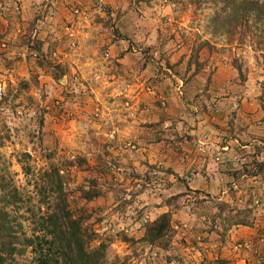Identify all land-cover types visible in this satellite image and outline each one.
Here are the masks:
<instances>
[{"label":"clouds","instance_id":"1","mask_svg":"<svg viewBox=\"0 0 264 264\" xmlns=\"http://www.w3.org/2000/svg\"><path fill=\"white\" fill-rule=\"evenodd\" d=\"M258 7L264 9V0H256ZM19 5V7H18ZM107 5H112L114 9L117 6L113 0H0V23L5 26L11 25V31L4 37V41L0 42V51L5 53V56L0 57V97L8 94V82L13 85V95H15V85L20 77L28 79V68H33L40 74L42 81H48V100L41 101L39 92L33 91L21 96L15 103L20 104L27 100L25 96H33L36 104L41 108L47 107L48 102L57 96L60 91L75 94L77 97L81 93L84 94L86 108L81 111H76L77 104H65L62 107L66 115H62L58 120H53L52 116L45 117V141L43 148L40 145L39 139L32 144L28 143L23 131L24 126H28L30 130H37L34 117L37 116V110L33 106V110L26 111L25 107L16 109L19 118L12 115L10 107L4 106L2 109L4 115L8 118L7 122L10 128H20L19 137L13 134L14 144L8 145L5 149H0V154L4 160L11 165L9 171L13 174L19 173L16 176L17 183L22 186L23 190H29L31 182L32 188L37 184L43 185L40 177L43 172L49 171V165H55L60 169V175L65 176L66 170L61 167L63 160L75 161L77 156H83L89 159L91 163L94 160L96 149L92 145L93 137H102L105 142H108L119 149L113 151V156L123 158L127 154L133 166L140 172H146L147 167H142L141 162L147 161L150 164H158L161 167H173L187 181V188H181L179 192L173 188L170 191H165L164 188L157 187L155 191L145 192L136 197V201L128 208L125 215H121L117 209L120 203L112 199L109 194V199L105 202L97 201L96 204L103 203L104 210L97 212L94 219L90 222L95 224L96 218L107 217L106 226L96 225L98 236L95 240L84 246V251L88 253L103 252L105 255L99 260V264H124L125 257H128L127 264H145V260H149L152 264H165L163 259L156 260L157 248L152 256L149 257L147 250L144 255L137 260L132 256L133 251H139L144 245L137 243L133 248L130 243L124 242V237H136L137 240L143 233H137L141 229L144 220L139 223L135 222L138 212H142L145 208H150V213H145V220L150 219L155 222L158 217L168 212L167 207H162L163 199L170 198L175 195L184 193L183 198L179 201L184 205L183 209L173 218L180 220L183 228L178 229L181 234H184V229H188L187 235L192 238L191 232L195 225L197 229H208L211 227V220L207 224L204 220L214 216L217 208L214 204L220 201H225L232 205L235 209L232 216L237 221H245L248 229H240L246 232L244 243L240 247L232 245L231 240L229 247L232 248L231 256L237 264H264V173H258L256 176L249 178L244 173L245 166H249V172L257 171L256 166L252 165V160L255 159L258 163L264 164V143H261L259 137H264V124L259 121L264 119V113H260L254 118V122L249 123L243 118L236 121L237 125L247 126L244 133L236 130V139L231 137L227 140V146L222 145L227 133L222 131L226 128V121L231 118L230 113L236 110L235 100L238 97H233L230 100L221 99L217 103L216 97H224L232 92L235 88L229 81L213 95V99L209 101L203 93L204 83L206 80L205 73H202L196 80L193 81V86L184 89L182 80L173 76L168 69L164 67L165 61L171 58V62L175 63L178 58L188 51L191 42L196 39L198 33L203 40H208L217 48L225 49L219 54L216 64L209 65V68L220 67L221 72L225 69L230 71L232 79L237 80L239 84V73L231 68V60L233 58H242L241 62L244 65L243 74L248 77L246 87L250 90L244 92V89H237L244 92L245 96L259 95V90L255 87L256 80L264 82V51L253 52L255 43L252 42V35L245 33L244 44L237 47L235 44L228 45L227 38L224 36L213 40L210 35L204 32V16L209 15V11L204 8L200 9L197 17H192V13L196 11L195 7L189 3V0H150L148 2H140L139 6L133 3L132 8L125 2L119 6V11L127 13L123 17L124 21H130L127 32L134 41H143L147 45H156V49L152 52V62L148 68L140 72L137 68L135 71H125L124 76L131 79L130 86L124 83V77L112 75L111 77L104 76V65L109 63V56L114 59L110 50L107 56L100 55V49L107 43L105 35L100 34L99 27L95 24L97 17L102 20L109 19V16L102 10ZM187 6V11H183V6ZM116 11L114 10L111 16L113 22H116ZM39 17L40 19H37ZM190 18L194 19L200 27H196L193 23L191 27ZM255 13L253 18L249 19L248 23L253 33L257 29L264 31V24L255 23ZM35 22L34 31L31 32L33 39L44 41L42 51L45 55L48 54L50 46L60 42L56 50L52 53L49 59L56 61L60 65L67 64L68 74L63 75L59 85L55 80H52L51 75L44 73L36 66V53H32V61L25 63L23 60L14 64L11 70L4 68L5 61H15L17 56L24 57L28 54L26 47H18V37L25 35V28L31 22ZM71 25V27H69ZM119 27V24H117ZM160 28L165 36L173 33L177 34L175 43H169L164 48L160 49L156 42V29ZM170 30V31H167ZM124 31V29H121ZM243 31V30H242ZM150 33V34H149ZM147 40L145 41V36ZM180 35L186 37L188 45L180 40ZM47 38V39H46ZM123 43V42H122ZM7 45V46H5ZM114 47V46H113ZM230 48V51L228 50ZM179 49V50H178ZM127 50V44L123 43L121 51ZM135 52V49H133ZM165 54V60H161V54ZM138 59L139 53L136 54ZM120 63H127V57ZM226 62V63H225ZM185 66L182 65L178 71L183 76ZM23 69V72H21ZM163 69V73L159 77L156 73ZM208 71L207 69L205 70ZM191 75V73H189ZM220 73H217L219 76ZM171 76V79H169ZM111 80V83H109ZM151 82V83H150ZM149 85V90L146 94H142L140 90L144 85ZM69 85H71L69 87ZM215 87V86H214ZM53 89H56L53 92ZM183 89V91H181ZM135 93L140 97L136 103H132L136 97L132 96ZM165 93L167 99L165 100ZM199 95V99H195ZM131 97L128 102H124L125 98ZM160 101L163 107L157 108L156 101ZM143 102L144 107H138L140 102ZM78 102V101H77ZM11 103V100H10ZM131 105V106H130ZM228 105H231L229 107ZM205 106L207 111L205 112ZM83 113V114H82ZM31 122V123H30ZM220 124L221 128L216 125ZM141 125H157L156 131L164 133V140L176 143L181 152L178 157L179 164H173L169 156L158 155L154 150L145 146L144 142L139 138L137 131ZM92 135H89V132ZM53 133L51 139L48 134ZM191 137V140H189ZM253 137H256L254 139ZM241 141L244 145H241ZM163 143V141H162ZM70 148V151L65 152L61 149ZM240 148L237 153L236 149ZM259 148V155H256ZM35 149V151H33ZM91 149V151H89ZM54 151L55 155L52 160H42V154ZM135 151L136 155L132 153ZM15 153V155H13ZM23 153H28L31 160L22 158ZM20 161L17 163V161ZM124 163L129 161L124 160ZM31 168V174H26V169ZM78 178L72 183H67L64 191H75L79 186L83 185L84 190H89V185L83 182V177L89 173H78L76 169L72 170ZM225 173L223 176L220 173ZM236 173L239 176L238 180L231 181L227 173ZM195 175V179H190L186 174ZM110 179V178H109ZM118 180L122 178L117 176ZM173 183L175 179L170 177ZM231 183L236 189L235 202L228 196V190L225 187L226 183ZM127 188V186L125 185ZM189 189H201L204 193H211L213 199L211 201L204 195L195 197L194 192L190 194ZM133 189L127 188V192L131 193ZM223 193V195H221ZM35 195V192L31 193ZM186 194V195H185ZM80 193H76L72 199H78ZM124 200H131V195H125ZM194 199L207 201L200 208H195L193 212ZM185 201L190 202L185 204ZM251 201V202H249ZM84 202H80L74 207H79ZM96 205H93V207ZM250 210V213H249ZM208 212V217L202 216L199 223L196 221L197 215L201 212ZM240 213L241 215H237ZM227 215V213H225ZM228 225H225L227 227ZM217 230L223 232L224 227H221L220 222L216 224ZM236 229L229 232L231 237ZM206 234V233H205ZM51 238V237H49ZM180 237L177 236L173 240L174 247L167 253L162 255L181 256L185 259V264L189 260H199L201 253L195 249L177 251V241ZM197 241L201 238L196 235ZM210 240H218V237L213 233ZM100 244L105 245V249H100ZM216 243H212L210 247L216 248ZM207 248L209 246H203ZM68 255L58 257L61 264H74L77 261V251L75 245L64 249ZM189 252L195 253V256L189 255ZM205 254H208L205 252ZM211 255H215L214 252ZM172 264H178L177 260L173 259Z\"/></svg>","mask_w":264,"mask_h":264},{"label":"rangeland","instance_id":"2","mask_svg":"<svg viewBox=\"0 0 264 264\" xmlns=\"http://www.w3.org/2000/svg\"><path fill=\"white\" fill-rule=\"evenodd\" d=\"M125 2L129 4V8L131 9L133 3H135L136 6H139V3L142 2V0H113V3L117 6L116 9H114L112 5H107L102 8V10L105 11L109 16V19L102 20L101 18L97 17L95 24L99 27L100 34L105 35L106 39L110 41V43H107L100 49V55L107 56L111 50L115 56L114 59L112 56H109L110 62L103 66L105 69L104 76H122L124 77L125 85L130 86L132 81L129 77L124 76V72L129 70L135 71L137 68L140 72H143L145 69H147L148 65L152 62L153 57L151 54L156 49V45L149 46L143 41H134L130 38L127 32L130 21H124L121 23L123 17L126 16L127 13L119 11V6L123 5ZM143 2H148L150 5V0H143ZM179 2L182 3V0H179ZM192 5L196 9V11L192 13V17H197V13L203 15V13L200 12V9L202 8L209 11V15L204 16L203 28L205 34L210 35L213 40L224 36L227 38L228 45L235 44L237 47H240L245 42V33H248L252 35V41L250 43H255V47L252 49L253 52L264 51V44H257L258 41H260L259 39L262 37V31L260 29H257L256 33L251 31V27H254L255 24L250 27L249 23L244 21L242 23L243 26L240 25V28H237L238 32L235 34L228 31L226 32V30H220L219 28H216L215 23H213L212 17L217 10L214 5L205 3L201 4L200 6L194 4ZM114 10L117 13L115 17V23L111 19ZM183 11H187L186 5L183 6ZM37 19L40 18L37 17ZM250 19H252V17ZM190 20L191 23L189 24V27H191L193 23H196L194 19L190 18ZM255 23L264 24V21H256ZM34 24V21L31 22L24 30L25 35L18 37V47H26L28 54L24 57L17 56L15 61H5L4 68L6 70H11L14 67V64L19 63L22 60L25 63H30L32 61L31 54L36 53V66L39 67L44 75H51L52 80H55L56 84L59 85L63 75L68 74L67 64L60 65L56 61L49 59V57L56 50V47L60 42H56V44L51 45L48 54L45 55V53L42 51L44 41H41L38 38L34 40L31 36V32L34 31ZM117 24H119V27H117ZM245 26H247V28L249 27V30H247V32L241 31L242 29H245ZM11 27V25L5 26L0 23V42L4 41V37L9 31H11ZM69 27H71V25H69ZM196 27H200V25L196 23ZM121 29H124V31H121ZM144 39L145 41L147 40V35ZM176 40V33L165 36V33L162 32L160 28L156 29V42L160 49L164 48L169 43H175ZM180 40L184 42L185 46L188 45V41L183 35H180ZM262 40L264 41V38ZM122 42L127 44L126 52L121 51L123 46ZM133 49H135V52ZM228 50L230 51V48ZM224 51L225 49L215 47V45L210 43L208 40H203L197 33L196 39L191 42V46L189 47L188 51L181 55L175 63H172L171 58H168V60L165 61L164 67L167 68L168 72H170L173 76L182 80L184 89L193 86V81H196L198 85L199 81H197L196 78L200 77L202 73H205L206 80L204 83L203 93L201 94H203L209 101H211L213 99V95L229 81L235 86L234 90L229 92L228 95L222 98L219 96L216 97L217 103L220 102L221 99L230 100L234 96L238 97L235 100L236 110L230 113L231 118L226 121L227 127L221 129L227 133L225 140L221 142L222 145L226 147L229 137L232 139L237 138V128H239V132L241 134L247 130V126L236 124L238 119L243 118V120H247L249 123H252L254 122L255 117H257L260 113H264V82L260 80H256L255 82V87L258 88L260 93L259 95L245 96L244 92H248L250 90L246 87L248 84V77L243 74L244 65L241 62L242 58L239 57L233 58L231 60V68L235 69V71L240 74L238 77L239 84H237L236 79L231 78L230 71L228 69H225L223 72H221L219 66L210 69L209 65L216 64L219 54L223 53ZM137 53H139V57L143 58V61L138 59L136 55ZM3 56H5V53L0 51V57ZM125 57H127V63H120L119 61H123ZM160 59L165 60V54L162 53ZM182 65L185 66L183 76L181 75V72L178 71ZM206 69L208 70L207 72L205 71ZM21 72H23V69H21ZM189 73H191V75H189ZM217 73H220V75L217 76ZM161 74L166 75V73H163V69H160L156 73V76L159 77ZM28 76V79H23L22 77L19 78L18 83L14 86L15 95H13L12 91V82L9 81L8 94L0 99V149H5L8 145L14 144L13 134L19 137L21 132L20 128L9 127L7 122L8 118L4 115L2 110L6 105L10 107L12 115L17 118H19L16 112L18 107H25L26 111H30L33 110V106H35V109L37 110V116L34 117V120L37 130L39 131V135L37 134V131L30 130L28 126H24L23 131L29 144H32L35 140L39 139L42 148L45 141V117L52 116L53 120L55 121L58 120L62 115H66L64 108L62 107L65 104H77L75 109L76 111H81L82 109L86 108L85 97L83 93L77 97L75 94L63 91H60L57 96L54 95L53 98L48 102L47 107L41 108L39 104H36L35 98L33 96H25V99L27 100L26 105L24 101H21L20 104H16L15 102L19 100L21 96L33 91L40 93L41 101L48 100L49 82L42 81L40 79V74L37 73L33 68H28ZM169 79H171V76H169ZM109 83H111V80H109ZM70 86L71 85H69V87ZM237 89H244V92H240ZM148 90L149 85L146 84L140 91L142 94H146ZM55 91L56 89H53V92ZM181 91H183V89H181ZM132 96L136 97L131 101L132 103H136L140 100V97L136 96L135 93H132ZM130 99L131 97L125 98L124 102H128ZM166 99L167 93H165V100ZM195 99L198 100L199 95ZM155 106L160 108L165 105L161 104V102L157 100ZM228 106L231 107V105ZM138 107L143 109L144 104L142 101L138 104ZM206 111L207 106H205V112ZM259 123L264 124V119H261ZM157 127V125H141L137 130L139 132V138L144 142L147 148L154 150L158 155H168L169 159L173 161V164L178 165V157L181 150L176 147L175 142L164 140V133L156 131ZM216 127L219 129L221 128V125L217 124ZM89 135H92L91 131L89 132ZM48 136L49 139H51L53 133H49ZM253 138L256 139V137ZM259 139L261 143H264V137H259ZM189 140H191V137H189ZM91 142L96 149L94 160L91 163L89 162L88 158L83 156H77L75 161L63 160L61 167L66 170L65 176L60 175V169L55 165H49V171L43 172V175L40 177V179L43 181V185L37 184L35 188H32L31 182H27L29 184V190L27 191L23 190L22 186L17 183L16 176L19 175V173H11L9 171L11 165L8 164V162L4 160L3 155L0 154V218L3 215V212L6 213V222L11 228L10 233L12 234L13 239L19 238L20 241L22 240L21 238L25 236H31L35 230V227L38 226L39 218L46 212L52 211L50 207L56 195L53 190L57 189L55 183L53 182H56V179L58 181L56 174L59 176V181L62 185L63 191L67 183H72L74 179L78 178L76 174L72 172L73 169H76L78 173L87 172L89 173V177H91L90 179L87 176L83 177V182L89 185L88 191L84 190L83 185L79 186L77 189H75V191H64L66 195L67 208L70 212V215L72 218L79 220L80 225L84 230L87 244L95 240L98 236V230L95 227L96 225L106 226L105 221L107 220V217L96 218L95 224L90 223L94 219L97 212L104 210L103 203L96 204L97 201L106 202L109 199V194H111L112 199L120 203V207L117 209V211H119L123 216L127 212L128 208L135 203L136 197L142 195L145 192L155 191L157 187L161 186L165 191H170L175 188L176 191L179 192L181 188H185V185H187V181L184 180L183 177H180L179 173H177L173 167L164 168L158 164L153 165L147 161H142L141 166L147 167V171L140 172L133 166L131 159L127 154H125L123 158L119 156H113V151H118L119 149L114 148L112 144L105 142L102 137H93ZM240 143L241 145H244L243 141ZM240 150V148H237V153H239ZM33 151H35V149H33ZM61 151L68 152L70 151V148L61 149ZM89 151H91V149H89ZM259 151V148H257L256 155H259ZM13 155H15V153ZM54 155V151L46 152L42 154L41 159L52 160ZM132 155H136L135 151H133ZM22 158L31 160V156L28 153H23ZM124 160L129 162L124 163ZM19 162L20 161L18 160L17 163ZM254 163L256 165L258 162L253 159L252 164ZM31 171V168H27L26 174H31ZM247 171H249V166L246 165L244 168V173L248 175L250 179L254 177L251 176L250 173H247ZM224 174L225 173L223 172L220 173L221 176ZM186 175H188L190 179H195L194 173ZM227 175L231 181L239 179V176L236 173L229 172ZM117 176L121 177L122 179L118 180ZM170 177L175 179V183L169 179ZM125 185L127 188L133 189V191L128 193ZM225 187L228 190V196L235 202L236 189L232 187L230 182L226 183ZM32 192H35V195H32ZM77 192L80 193L78 199H72V197H74ZM193 192L195 197L204 195L209 201L213 199L211 194L204 193L198 189H189V193L186 194ZM87 195H91L92 198L87 199ZM125 195H131L132 199L124 200L123 197ZM182 195H184V193L163 199L161 206L168 208V212L165 214H169L170 229L166 236L168 239L165 241L162 240L161 244H158L157 242L154 245H151L144 240L146 228L153 222L150 217L149 219L145 220V213H150L151 209L145 208L142 212L137 213L135 222L139 223L141 220H144L141 229H138L137 233L139 234L142 232L143 235L139 240H137L135 236L132 238L124 237V242L130 243L133 248H135L137 243L144 245V247L140 248L139 251H133L132 256L139 260L147 250L148 256L151 257L152 253L155 252L157 248H159L160 251L156 252L155 257L157 261L163 259L165 264H172L173 259H175L177 260L178 264H185L186 258H182L181 256L173 257L162 255L163 253L169 252L174 247L173 240L175 237L179 236L180 238L176 242L178 245V252L189 249H203L204 251V254H201L198 262L197 260L192 259L188 261V264H237V262L231 256L232 248L229 247V242L231 240L233 246L238 242H243L244 236L247 233L243 232V235L240 236L236 230L231 237L229 236V232L236 227L232 223V220H235L232 216V212L235 211L232 205L225 201H220L218 204H214V206L217 208V212L214 216L204 220V223L207 224L210 219L211 227L208 229H197L194 225L191 232L192 238L189 239V236L187 235L188 229H184V234H181L178 229L183 228L182 222L180 220L173 219L184 207V205L179 203V201L183 198ZM221 195H223V193H221ZM3 200H6V203ZM81 201L84 202L81 204V206L74 207V205H77ZM206 202L207 201L205 200L194 199L193 202H191L194 204L193 212L189 213V215L194 214L195 208L202 207L204 204H206ZM189 203L190 202L185 201V204ZM93 205L96 206L93 207ZM225 213H227V215H225ZM202 216L208 217V212H201L200 215H197V223H199ZM218 221L220 222L221 227H224L223 232L217 230L216 224ZM225 225L228 226L225 227ZM213 233L216 234L218 240L213 241L209 239L212 237ZM196 235L201 237L199 241H197L195 238ZM10 240H12V238H10ZM167 240L168 242L166 243ZM19 241L14 243L16 250L20 247L18 244ZM225 241L228 243L224 245V250L223 248L218 249V247H221L223 243L225 244ZM212 243H216L217 246L215 249L210 247ZM201 245L209 247L205 249L202 248ZM99 247L100 249H105L104 244H100ZM205 252L208 254L209 252H216L218 254H215L214 256L211 255L209 257L207 254H205ZM221 253L223 254L222 257H220ZM103 254L105 255V253ZM189 255L195 256V253L189 252ZM128 259L130 258L125 257L124 264H127ZM4 264H35V261L31 249L25 248L21 252H16L13 254L11 259L7 258ZM145 264H152V262L145 260ZM245 264H247V261H245Z\"/></svg>","mask_w":264,"mask_h":264},{"label":"trees","instance_id":"3","mask_svg":"<svg viewBox=\"0 0 264 264\" xmlns=\"http://www.w3.org/2000/svg\"><path fill=\"white\" fill-rule=\"evenodd\" d=\"M189 3L197 6L203 3L214 5L217 8L212 17L213 23L216 25L215 27L233 34L238 32L237 28L244 21L248 23V19L253 18L254 13L255 22L264 21V9L258 7L256 0H189ZM244 28L242 29L244 32L249 30L247 26ZM261 34L262 37L257 43L259 45L264 44L262 40L264 38V31ZM255 163L252 165L256 166L257 171L251 173L247 171L251 176H256L262 172L264 173V164L257 163L255 165ZM56 176L58 181L56 179V182H53L57 189L53 190L56 195L50 207L52 211L46 212L39 218L38 226L35 227L31 236H25L20 241L19 238L13 239L10 233L11 228L6 222V213L3 212L0 218V264H4L7 258L11 259L13 254L21 252L25 248L31 249L35 264H61L58 257L68 255L64 249L71 245H75L77 251V261L74 264H99V260L103 258V252L88 253L84 251V246L87 244L84 230L79 220L71 217L67 208L66 195L59 181V176L57 174ZM185 188H187V185H185ZM86 198L90 199L92 196L87 195ZM3 201L6 203V200ZM237 215H240V213ZM233 218L235 219V217ZM169 222V214L158 217L155 222H152L146 228L144 240L154 245L157 242L161 244L162 240L165 241L168 239L166 236L170 229ZM233 225L236 227H249L245 221H237ZM17 241H19L18 244L20 247L16 250L14 243Z\"/></svg>","mask_w":264,"mask_h":264},{"label":"crops","instance_id":"4","mask_svg":"<svg viewBox=\"0 0 264 264\" xmlns=\"http://www.w3.org/2000/svg\"><path fill=\"white\" fill-rule=\"evenodd\" d=\"M198 190H200V191H202L201 189H198ZM207 194H211L210 192L209 193H207ZM248 227H245V226H237V227H235V229L237 230V232L240 234V236L241 235H243L242 234V232L240 231V229H247ZM227 237H228V235H227ZM228 242L227 241H225V244L223 243V245H221V247H218V249H222L223 248V250H224V245H226ZM221 244H222V242H221ZM196 252H199V253H201V254H204V251H203V249H198V250H196ZM211 253L212 252H209V254H207L209 257L211 256ZM223 253V252H222ZM221 253V256L220 257H222L223 256V254ZM215 254H218V253H216L215 252Z\"/></svg>","mask_w":264,"mask_h":264},{"label":"built area","instance_id":"5","mask_svg":"<svg viewBox=\"0 0 264 264\" xmlns=\"http://www.w3.org/2000/svg\"><path fill=\"white\" fill-rule=\"evenodd\" d=\"M2 97H3V96H2ZM2 97H0V99H2ZM243 243H244V241H243V242H238V243H236L234 246H235V247H240V246L243 245Z\"/></svg>","mask_w":264,"mask_h":264}]
</instances>
